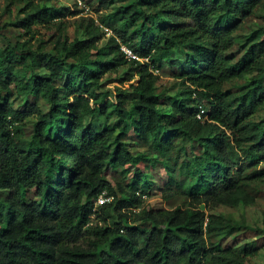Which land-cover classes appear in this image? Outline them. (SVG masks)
Listing matches in <instances>:
<instances>
[{"label": "trees", "instance_id": "trees-1", "mask_svg": "<svg viewBox=\"0 0 264 264\" xmlns=\"http://www.w3.org/2000/svg\"><path fill=\"white\" fill-rule=\"evenodd\" d=\"M262 1L128 0L112 12L115 25L107 22L111 36L88 20L85 36L58 40L40 61L44 71L31 67L27 79L9 66L24 63L25 54L37 61L35 51L21 47L36 24L59 14L36 0L25 3L16 24L26 40L9 38L0 52V190L8 192L0 197V264H253L257 247L237 249L209 237L232 225L212 211L253 201L250 188L264 179V118L253 119L264 106V36L228 53ZM122 44L148 61L129 59ZM175 53L182 58L173 59ZM164 62L182 90H160L164 78L155 70ZM108 74L128 84L104 88ZM245 77L242 92L225 88ZM21 82L48 110L30 99L16 106L11 91ZM112 106L115 123L86 124L88 115H107ZM28 119L30 139L20 128ZM129 132L158 147L169 182L184 186L193 204L146 202L156 158L146 163V154H135ZM181 136L202 152L183 162L190 179L178 183L169 152ZM119 167L127 179L110 180L109 168ZM103 194L109 199L99 204Z\"/></svg>", "mask_w": 264, "mask_h": 264}, {"label": "rangeland", "instance_id": "rangeland-1", "mask_svg": "<svg viewBox=\"0 0 264 264\" xmlns=\"http://www.w3.org/2000/svg\"><path fill=\"white\" fill-rule=\"evenodd\" d=\"M28 0H23L22 3L10 5L8 0H0V52L4 51L9 43V38L16 39L19 42H24L26 36L22 35V29L16 24L20 16V9ZM40 4H45L51 8L52 14H59L52 16L47 22L39 23L34 26L35 36L30 43L24 44L21 48L26 51L31 48L35 51L37 61H32L29 56L25 54L26 61L18 65H10L9 69L20 78L27 79L28 70L31 67L38 71H44L40 65L49 53L55 51V45L58 40L64 41L66 37L72 40L76 37L85 36V24L88 20L93 19L103 29L104 26H109L112 30L115 25V20L111 14L120 5L126 3L128 0H36ZM107 1V2H104ZM110 1V0H109ZM105 32V38L113 34ZM264 36V0L255 8L253 13L243 20L239 28L235 32V44L228 52L230 55L241 53L245 51L252 43L259 41ZM106 39H104L103 43ZM22 55H16L19 59ZM182 58L181 54L175 53L173 59ZM123 68L120 72H123ZM163 76L164 85L160 88L161 91L168 93H175L184 88L181 80H179L171 65L164 62L163 69L158 72ZM248 77L236 79L228 82L225 88L233 93H239L246 89L245 83ZM24 83L14 88L11 91V99L18 108H23L26 100L36 102L44 111L48 110V104L43 98L35 99L32 95L25 93L23 89ZM127 85L128 82H121L116 76L108 74L103 79L104 88L112 89L114 85ZM114 95H110L109 99H114ZM205 109V107H204ZM206 110V109H205ZM206 117H204L205 119ZM264 118V106L260 107L253 119L260 121ZM201 119V120H204ZM118 120V115L115 112L114 106L110 107L107 115L95 113L88 115L85 119L86 124H92L97 129H103L107 123L113 124ZM204 122V121H202ZM23 137L30 139L32 133V121L28 119L20 126ZM125 140L128 141L131 150L137 153H143L147 156L146 163H149L151 157L156 158L155 163L150 165V176L153 180V188L145 195L146 202L151 203L155 208H175L177 206L187 207L193 204L184 186H178L175 182H169L171 179L167 168L161 162L160 150L150 144L140 143L137 139L131 137L129 132ZM202 152L200 145L194 143L189 137L174 138L172 148L170 150V162L175 168L176 182H186L190 179L188 174V166L183 165V162H188L191 157ZM149 158V159H148ZM127 173L123 167L117 169L109 168L108 177L110 180L124 181L127 179ZM128 176H131L128 175ZM250 193L253 194L254 200L249 203H240L237 206H220L212 211L221 215L224 221H228L231 229L224 231L221 234L212 235L214 241L220 242L223 246H232L237 249L244 247H257L259 250L258 256L252 258L253 264L264 263V179L262 181L253 183L250 188ZM8 195L6 190H0V197ZM169 195L168 198H165ZM103 197L106 196L103 194ZM100 204V203H99ZM210 212V211H209Z\"/></svg>", "mask_w": 264, "mask_h": 264}, {"label": "built area", "instance_id": "built-area-1", "mask_svg": "<svg viewBox=\"0 0 264 264\" xmlns=\"http://www.w3.org/2000/svg\"><path fill=\"white\" fill-rule=\"evenodd\" d=\"M104 29L106 30L107 33H112V30L107 27L104 26ZM121 49L123 50V52L125 53V55L129 58V59H135V60H144V61H148V58H141L136 52H134L129 46L122 44L121 45ZM155 72H159L158 70H155ZM206 110L204 108H201L200 112L197 114V117L199 119H204V117H206L205 114ZM108 197H103V195H100L98 198V203H103L104 201L108 200Z\"/></svg>", "mask_w": 264, "mask_h": 264}]
</instances>
